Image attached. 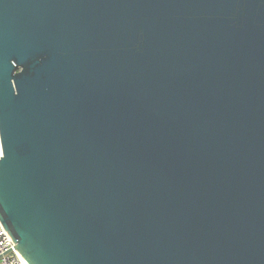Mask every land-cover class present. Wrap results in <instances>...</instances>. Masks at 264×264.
<instances>
[{
	"label": "water",
	"instance_id": "water-1",
	"mask_svg": "<svg viewBox=\"0 0 264 264\" xmlns=\"http://www.w3.org/2000/svg\"><path fill=\"white\" fill-rule=\"evenodd\" d=\"M0 148L27 264H264V0H0Z\"/></svg>",
	"mask_w": 264,
	"mask_h": 264
},
{
	"label": "built area",
	"instance_id": "built-area-1",
	"mask_svg": "<svg viewBox=\"0 0 264 264\" xmlns=\"http://www.w3.org/2000/svg\"><path fill=\"white\" fill-rule=\"evenodd\" d=\"M1 156V148H0ZM0 264H27L15 248L11 236L0 221Z\"/></svg>",
	"mask_w": 264,
	"mask_h": 264
}]
</instances>
